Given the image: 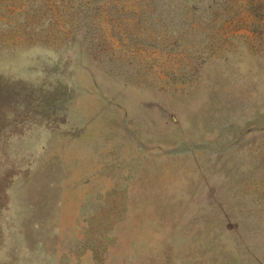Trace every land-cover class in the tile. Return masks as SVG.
<instances>
[{"label":"rangeland","instance_id":"1","mask_svg":"<svg viewBox=\"0 0 264 264\" xmlns=\"http://www.w3.org/2000/svg\"><path fill=\"white\" fill-rule=\"evenodd\" d=\"M0 264H264V0H0Z\"/></svg>","mask_w":264,"mask_h":264}]
</instances>
